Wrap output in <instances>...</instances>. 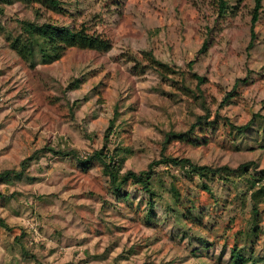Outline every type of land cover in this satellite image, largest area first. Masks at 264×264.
<instances>
[{
  "label": "rangeland",
  "instance_id": "rangeland-1",
  "mask_svg": "<svg viewBox=\"0 0 264 264\" xmlns=\"http://www.w3.org/2000/svg\"><path fill=\"white\" fill-rule=\"evenodd\" d=\"M61 1L62 11L15 2L0 16V172L19 169L44 147L73 149L86 158L103 148L108 135L111 150L132 151L124 150L123 171L139 173L161 159L165 133L188 131L207 109L210 120L219 113L218 124H204L198 142L172 140L167 155L199 166L254 162L264 169V120L257 118L244 134L233 130L264 116V10L251 47L253 0H229L234 9L224 18L215 0ZM25 19L85 26L110 39L113 48L108 53L72 48L50 61L47 45L36 39L38 65L30 68L11 49ZM209 35V49L200 54ZM150 52L176 74L141 73ZM130 55L142 66L135 68ZM193 74L205 83L198 86ZM80 79L79 88H71ZM43 155L29 170L34 180L0 185L3 194L19 193L17 200L0 198V221L6 225H0V264H231L234 246L264 255V181L251 190V175L202 179L159 168L157 188L162 181L178 207L196 208L186 220L157 204L149 223L148 197L136 196L134 186L128 187L130 203L117 202L99 164L83 171L72 158ZM256 203L260 231L246 238ZM18 238L30 258L22 255ZM198 238L214 247L195 257Z\"/></svg>",
  "mask_w": 264,
  "mask_h": 264
},
{
  "label": "trees",
  "instance_id": "trees-1",
  "mask_svg": "<svg viewBox=\"0 0 264 264\" xmlns=\"http://www.w3.org/2000/svg\"><path fill=\"white\" fill-rule=\"evenodd\" d=\"M245 0H238V2H244ZM254 7L252 11L251 19V37L253 47V41L256 39L255 29L257 24L260 21L261 14L264 10V0H253ZM20 2L25 5H39L42 8H49L55 11H62L61 0H0V16L5 15L6 7L12 3ZM215 3L218 8V15L220 18H224L226 14L230 13L231 9H234L230 5L229 0H215ZM234 13V12H233ZM232 14V13H231ZM39 15V12H37ZM36 39H41L47 45L50 53L46 58L50 61H59L65 55L68 49L77 48L80 50H90L99 53H108L112 50L113 45L110 39L100 35V34H90L83 26L81 29H74L70 26H60L52 22H38L37 20L25 19L19 21V33L14 37L13 42L11 43V49L25 62L29 65L30 68H35L38 65L33 47L37 44ZM211 42V35L203 42V45L200 50V54L207 52ZM147 56L146 60L149 62L148 65L142 67V72L145 73L146 69H152L159 73L163 78L176 74L173 69L166 63L161 62L150 52L145 54ZM130 58L135 62V68L142 66L141 62L136 59V57L131 56ZM195 61H192L189 65L193 68ZM194 79L197 80L198 86L205 83V78L197 74H193ZM82 80H76L72 83L71 88H79ZM232 95H228L227 100L231 98ZM202 100V104L205 103L204 96H199ZM226 100V101H227ZM225 101V102H226ZM117 111V110H116ZM220 115L217 113L216 117L210 120L209 110L207 109V114L204 116H199L197 120L191 125L188 131H174L171 130L165 133L164 139L162 141V150H161V159L153 160L149 163L148 169L141 171L139 173L134 171H123L124 164L126 163L127 157L125 156L124 150L127 153H131L130 149H121L115 148L111 150L108 146L109 136L105 138V144L103 148L98 151H94L89 154L86 158L79 156L76 150H60L53 147H44L41 150H36L34 153L24 159L19 169L12 170H3L0 172V185H15L17 182H22L26 180H34L33 177L29 175V170L33 164L38 163L39 160L44 156L43 154H51L53 156H62L67 158H72L75 160L77 166L83 171H86L92 168L95 164H99L102 168V173L107 179L108 188L110 190L112 198L117 202L130 203L132 193L128 190V187L134 186V193L136 196L140 194L139 197H148L147 205V221L149 223L153 221V212L157 204H161L167 215L172 214L177 218H183L188 220L190 213L195 210V206L189 207L191 210L187 211L178 207L179 203L176 197L171 196L170 190L167 189L166 184L162 181L160 186L157 188L155 184L156 177L158 176V169L166 167H174L187 172V174L192 176H197L199 178L205 179L215 176H224L226 179L228 177L236 176L243 178L246 175H251L253 178L249 189H255L259 182L264 181V169L258 170V165L254 162L244 163L237 168H231L229 166H199L195 164L190 159H180L173 158L167 155V149L172 140L176 141H187L191 138H195L198 142L199 138H202L197 135L198 130H202L204 124L214 127L218 124ZM260 118L264 120V116L257 114L255 115L249 123L242 126H233V130L244 134L249 130L255 128V120ZM114 121H112L110 130L113 128ZM201 132V131H199ZM109 134V133H108ZM172 177H174L172 175ZM161 179V178H159ZM203 188L209 194L212 193L211 187L204 181ZM262 192L264 190V185L260 188ZM261 191V190H260ZM259 192V191H258ZM167 194H169L167 196ZM18 192H14L10 195L3 194L0 191V198L7 200H17ZM255 196V194H254ZM137 198V197H135ZM254 220L251 222L250 231L244 232L246 238L253 236L256 237L257 233L259 234L258 229V216L259 208L257 203L253 206ZM178 227H182L180 230H183L185 234H189V231L186 230L183 225V221L176 219ZM0 225L6 226L3 221H0ZM200 226V225H198ZM193 238H195L193 236ZM20 241V239L18 238ZM197 241L200 242L201 247L192 251L193 256L198 257V254L202 252H209L214 246L211 245L208 241H205L201 238H198ZM196 241V242H197ZM21 246L22 242L20 241ZM246 247L234 246L231 249V264H264V255L261 257L256 255L253 249H245ZM22 255L25 258H30L27 249L22 246ZM33 257V256H31ZM168 264V263H167Z\"/></svg>",
  "mask_w": 264,
  "mask_h": 264
}]
</instances>
